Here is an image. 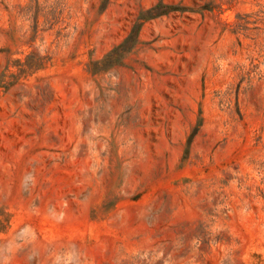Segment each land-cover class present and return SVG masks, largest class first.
I'll return each mask as SVG.
<instances>
[{"label": "rangeland", "instance_id": "374dc122", "mask_svg": "<svg viewBox=\"0 0 264 264\" xmlns=\"http://www.w3.org/2000/svg\"><path fill=\"white\" fill-rule=\"evenodd\" d=\"M0 264H264V0H0Z\"/></svg>", "mask_w": 264, "mask_h": 264}]
</instances>
